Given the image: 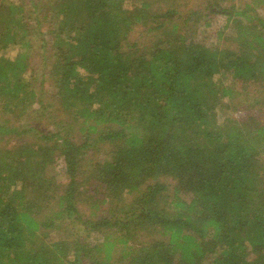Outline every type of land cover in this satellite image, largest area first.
<instances>
[{
	"label": "trees",
	"instance_id": "16d2710c",
	"mask_svg": "<svg viewBox=\"0 0 264 264\" xmlns=\"http://www.w3.org/2000/svg\"><path fill=\"white\" fill-rule=\"evenodd\" d=\"M175 1L0 0V112L11 115L0 132L20 137L0 149V264H264V117L219 123L233 91L216 81L229 73L253 86L245 104L264 100V25L251 14L264 0L219 12L227 46ZM137 26L150 44L129 40ZM97 143L109 158L83 169ZM90 180L101 187L85 199L108 215H80ZM64 217L102 241L67 226L53 237Z\"/></svg>",
	"mask_w": 264,
	"mask_h": 264
},
{
	"label": "rangeland",
	"instance_id": "374dc122",
	"mask_svg": "<svg viewBox=\"0 0 264 264\" xmlns=\"http://www.w3.org/2000/svg\"><path fill=\"white\" fill-rule=\"evenodd\" d=\"M245 2H249V0H176L175 6H178V9L181 11L180 14L183 17H184V14L188 13L190 10H197L200 14L198 18V22H197V25H198L197 29L199 33L202 35L205 34L212 41V43L217 46L218 45L227 46L231 44L233 45V43L235 42L234 39H233V42H231L232 40L229 39L232 36H234V33L232 31L231 22L228 21L226 16H223L221 13L219 14V12L222 9H225V10L228 9V7L232 4H234L236 7L243 8V4ZM251 14L252 15L255 14L258 18H260L263 21L262 24L264 25V3L256 6L253 9V12ZM177 20H180V19H177ZM204 20L210 21L211 23L210 27H207V28L205 27ZM144 28L145 27L137 26L135 30L130 34L129 40L130 41L139 40V42L143 43L144 45L150 44L152 37L150 40V36L145 35L146 32L143 31L145 30ZM202 31L205 33H202ZM16 53H17V47H11L6 51L5 55L12 58L16 55ZM216 81L224 86H228L233 91L231 97L225 98L223 100L224 106L222 107V109H218L217 119L219 123H222L226 118H229V117L233 119H243V117L246 114H251L254 116H258V117H264V100L259 98L257 102L255 101L258 104L261 103V105H256L251 101L246 104L244 103L245 93L250 92L251 91L250 88L253 89V86L245 85V84H242L232 79L229 73H222L221 75L216 76ZM48 96L45 97V100L47 98L49 101L50 98H48ZM254 96L255 95L252 94V97ZM251 105H253L254 107H252ZM259 109H262V110L260 111ZM10 117L11 115L9 116L8 114L4 115L0 112V122ZM61 119H63V121L65 122L67 121L64 124V129L66 130V132L70 133L71 135L76 134V131L80 125L68 128L70 124L67 118L63 117ZM28 121H29V118L26 117V118L21 119V122H18V124L24 125V123H27ZM15 122H16L15 119L12 118L9 124L12 125ZM19 138L16 137L14 134H11L8 132L6 133L0 132V149L11 147L13 144L16 143V141L19 140ZM21 140L22 141L30 140V135L29 134L22 135ZM76 141L80 142L82 141V139L77 138ZM112 149L113 148L111 145H103L101 143H97L95 146L91 148V150H88V152H86L85 157H84L85 165H83V169L86 167L87 162H89V164L91 163L90 165L95 164V162H98V163L104 162L106 159L109 158V155L111 154ZM55 165L56 166L52 174L54 175L56 184L58 186V192H60L62 190L61 186L66 184V182L68 181V178L64 170L65 163L61 157H58V159H56ZM90 165H88V168L91 167ZM160 180H163L166 183L171 184L170 189H172V184L174 183V181L171 178L163 176L161 177ZM89 182H93V183L92 184L85 183L81 186L82 190H85L87 192L83 193L82 197L84 201L80 202L79 204L78 211L80 215L83 218H94V217L97 218V217H100L101 215H108V213L110 212L109 205L99 204L98 209H92L91 205L93 203L92 201L94 200V198L85 199V197H87L86 196L87 194L91 195L94 183L95 184L97 183V185L100 186L98 182H94L93 180H90ZM97 197L102 198L103 196L101 194H98ZM130 199L131 197H128V200ZM122 203H120L118 207H120ZM55 210H56L55 207H53L51 204L50 207L48 209L43 210V212H46L47 215H52V211H55ZM93 212H95V216L92 215ZM64 218H65V221L62 223V225H60V227H58L57 229L55 228L51 232L53 237H56V235L62 234L63 233V229H61L62 226L63 227L67 226L69 230H68V233H65L64 235H69L70 233L79 232L81 233L82 237L91 244L102 241L104 237L103 236L104 233H95V232L88 233L83 230L84 226L81 225V223L73 224L75 222L73 218L71 219H67L66 217ZM141 239L143 240L146 238L142 237ZM116 247H117L116 249L117 252L115 253L116 255H119L120 252L123 250V247L121 246V244H117ZM116 264H118V262Z\"/></svg>",
	"mask_w": 264,
	"mask_h": 264
}]
</instances>
